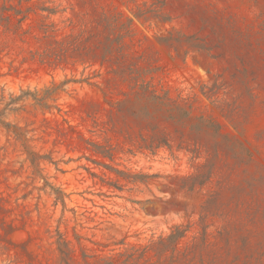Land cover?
Returning <instances> with one entry per match:
<instances>
[{
  "label": "rangeland",
  "instance_id": "1",
  "mask_svg": "<svg viewBox=\"0 0 264 264\" xmlns=\"http://www.w3.org/2000/svg\"><path fill=\"white\" fill-rule=\"evenodd\" d=\"M138 4L166 20L123 48L150 93L85 46L31 54L44 7L79 33ZM178 225L187 261L132 249ZM60 235L69 264H264V0H0V264H65Z\"/></svg>",
  "mask_w": 264,
  "mask_h": 264
},
{
  "label": "trees",
  "instance_id": "2",
  "mask_svg": "<svg viewBox=\"0 0 264 264\" xmlns=\"http://www.w3.org/2000/svg\"><path fill=\"white\" fill-rule=\"evenodd\" d=\"M41 11L47 12L48 16L44 17V21L38 26L40 34L36 36V39L44 42L46 47L31 51L34 59L38 57L39 61L43 64L48 61L49 63H55L62 53H66L69 50L79 51L82 46H85L88 49L86 54L84 52L80 54L85 55L93 63H99L102 67H105L108 63H116L118 67V70H114L116 75L120 76L124 81L133 83L134 89H140L141 94L150 93L149 84L145 79L136 76L137 69L135 66H127L125 61H123L125 56L123 48L126 39L132 37L135 21L148 22L156 18L160 19L163 23L166 22L162 14H158L160 10H157L153 5L138 4L136 9L130 12L132 17L120 11L104 13L92 28L88 29L86 27L79 33H64L59 28L58 23L49 22V18L57 14L55 9L44 7ZM33 28L34 26L30 24L27 28L20 27L24 33H30ZM36 101L42 104L45 98L37 99ZM88 141L92 143L90 140ZM38 159L36 154H32L31 162L34 166H38ZM201 179L206 181L208 178L204 176L198 177V175L192 177L191 188L197 183L202 185L204 182L200 181ZM188 231V226L178 225L173 228L172 233L168 237H161L158 241H152L147 245H140L139 247L134 246L132 249L135 252H142L144 254L155 252L158 256L171 252L174 263H182V260L187 261L189 259L191 246L197 240V237H194L192 242L186 243L185 247H181L182 241L187 238ZM77 237L79 239L78 235ZM70 244L69 240L60 235L58 245L62 255V262L65 264H69V260L71 259L72 251L69 249ZM124 256L132 257L133 254H129L127 251L119 253L117 256L108 257L106 264H116L118 258H123Z\"/></svg>",
  "mask_w": 264,
  "mask_h": 264
}]
</instances>
